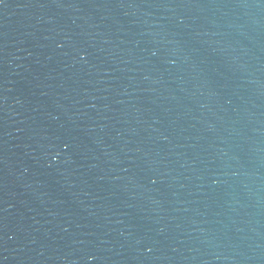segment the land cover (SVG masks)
Listing matches in <instances>:
<instances>
[{"label": "water", "instance_id": "water-1", "mask_svg": "<svg viewBox=\"0 0 264 264\" xmlns=\"http://www.w3.org/2000/svg\"><path fill=\"white\" fill-rule=\"evenodd\" d=\"M0 264H264V0H0Z\"/></svg>", "mask_w": 264, "mask_h": 264}]
</instances>
